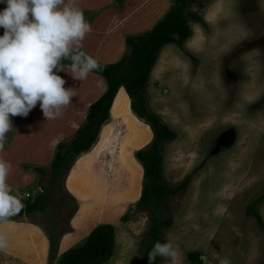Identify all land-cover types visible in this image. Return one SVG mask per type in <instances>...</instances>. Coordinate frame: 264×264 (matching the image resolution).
<instances>
[{
	"label": "rangeland",
	"instance_id": "1",
	"mask_svg": "<svg viewBox=\"0 0 264 264\" xmlns=\"http://www.w3.org/2000/svg\"><path fill=\"white\" fill-rule=\"evenodd\" d=\"M213 1L190 0L189 10L203 22L189 18L197 37L192 46L163 47L147 86L148 109L176 133L164 144V179L175 186L190 177L185 190L159 204L138 205L145 178L136 151L150 145L153 132L149 121L131 109V100L120 87L125 112L111 107L106 136L77 156L59 180L51 183L48 172L26 171L34 176L20 190L21 202L25 203L27 193L30 200L42 192L47 197L42 209L0 221V236L6 241L0 247V264H59L65 252L81 246L99 225L112 226L113 250L109 258L95 264H142L149 228L163 229L161 222L168 217L172 223L161 233L178 253L174 264H220L224 258L230 264H264V233L245 214L250 199L264 187V0H240L237 16L244 20L235 31L227 25L216 45L220 31L202 19L215 17L213 12L202 13L211 10L207 7ZM82 3L89 0H76V5ZM213 21L218 22L219 16ZM233 32V42L218 48ZM207 35L213 47L204 44L203 54L199 47ZM225 67L243 74L236 90L230 70L223 75ZM69 69L60 72L63 87L72 88L75 96L60 110L59 123L74 119L75 109L83 108L89 98L88 76L76 80ZM83 121L81 110L73 129ZM227 125L237 132L235 143L219 155L206 157L218 130ZM40 140L36 132L37 143ZM256 210L264 221V201ZM192 251L199 255L196 262L188 258ZM158 264L173 261L164 257Z\"/></svg>",
	"mask_w": 264,
	"mask_h": 264
},
{
	"label": "trees",
	"instance_id": "2",
	"mask_svg": "<svg viewBox=\"0 0 264 264\" xmlns=\"http://www.w3.org/2000/svg\"><path fill=\"white\" fill-rule=\"evenodd\" d=\"M189 4L190 0H174V4L167 14L151 30L138 35L126 36L128 52L119 61L110 64L98 62L103 70L92 73L104 78L106 88L88 106L85 119L76 129L73 137L69 141L60 142L57 145L50 170L38 169L41 173H49L51 183L59 180L74 159L87 152L95 143L102 126L109 119L114 98L120 87H123L131 100V109L139 117H145L149 121L153 132V140L150 145L136 151V157L143 165L145 178L138 205L147 207L159 204L185 190L190 177H186L175 186L169 185L164 179L162 165L164 144L175 139L176 133L159 116L148 109L146 93L150 73L162 47L168 43L182 46L184 40L191 33L189 18L199 20L198 15L189 10ZM63 63L67 66L69 61ZM46 197V193L42 192L36 195L33 200L27 199L21 211L11 217L21 218L24 214L42 209ZM263 201L264 187L250 199L246 205L245 214L252 216L258 229L264 233V221L256 210ZM172 220V217L162 220L163 229L170 226ZM163 229L160 230L154 225L149 228L150 242L145 245L142 264H149L147 255L156 241L165 242L163 233H161ZM113 235L114 231L111 225L97 226L81 246L65 252L59 260V264H95L106 260L112 254ZM51 252V259H53L55 252L53 240ZM163 258L157 256L154 261H151V264H158ZM188 258L196 262L199 255L192 251L188 254Z\"/></svg>",
	"mask_w": 264,
	"mask_h": 264
},
{
	"label": "clouds",
	"instance_id": "3",
	"mask_svg": "<svg viewBox=\"0 0 264 264\" xmlns=\"http://www.w3.org/2000/svg\"><path fill=\"white\" fill-rule=\"evenodd\" d=\"M0 151L7 134L13 129L11 116L27 117L39 102L47 119L60 115L75 96L65 88L64 61H69L71 76L85 79L90 72L102 71L98 61L81 48L91 31L82 10L65 0H0ZM11 165L0 160V220L11 217L24 207L6 178ZM21 196V195H20ZM24 198V197H23ZM27 200V199H26ZM6 244L0 236V247ZM148 261L157 256L174 262L178 253L170 241H156L148 253ZM220 264H230L227 258Z\"/></svg>",
	"mask_w": 264,
	"mask_h": 264
},
{
	"label": "crops",
	"instance_id": "4",
	"mask_svg": "<svg viewBox=\"0 0 264 264\" xmlns=\"http://www.w3.org/2000/svg\"><path fill=\"white\" fill-rule=\"evenodd\" d=\"M96 2L97 0H89L88 4L82 3L76 5V0H65V3L70 6L78 7L82 10L86 20L91 25V31L86 34L81 42L82 50L94 57L98 62L104 64L119 61L128 52L126 36L138 35L151 30L155 24L167 14L174 4V0H122V4L115 5L113 4V2H115L114 0H106L99 5H97ZM239 5H241L240 0H214L207 7V9L211 10H206V12L202 11V13L208 14L210 12L216 13L215 17H202L204 23L220 31L213 45H216V40L221 32H226L227 25H229V27L232 26L234 31L238 30L240 27L244 18L242 19L237 16L240 8ZM1 8L2 7H0V9ZM218 16L219 21L215 23L213 19ZM198 23L201 24L203 22L199 21ZM203 29L204 28H202V30ZM194 32L195 29H193V31L191 29L190 35L184 40L183 43H185L186 46L188 44L192 46V42L195 41L197 33ZM204 32L205 30H203L202 35H204ZM2 33L3 29L0 28V34ZM208 38V35L205 36L200 43L199 48L203 54H205L204 44L210 47L212 46L208 43ZM234 39L235 32L231 34V38L228 41L218 43L217 47L220 48L227 43L231 44L230 42H233ZM249 39L250 38H245L244 41ZM171 44L172 43H168L163 47ZM219 52L220 51H218V54ZM158 59L156 61H158ZM65 68L69 67L65 66L64 69ZM61 73L59 72V75ZM60 76L63 78L62 74ZM92 76L94 80L91 79ZM88 78L90 79L88 80L90 85L87 92L89 98L83 108L75 109L76 117L74 119L68 118L62 123L56 122L58 116L47 120L45 117L41 119L43 113L39 108V102L29 112L27 117L19 116L20 118L18 121L14 122V119H16L18 115L11 116L10 114L13 129L7 134L5 147L3 151H0V160H5L11 165L6 182L11 187L13 193L18 195V197L20 196V190L26 188L30 178L34 176L33 173H27L26 171L30 169V171L39 172L38 169L47 170V168H50L57 145L60 142L69 141L73 137L76 131V128H73L74 126L76 127V125H78L77 123L80 121L81 110H84L85 119L88 106L96 100L106 88V82L102 76L90 72ZM98 88L101 89L98 91ZM117 93L118 95L122 94L123 90H119ZM217 97L216 95V99ZM42 123L46 124L44 125ZM36 132L39 138L41 137L39 143L36 141ZM9 220H12V218Z\"/></svg>",
	"mask_w": 264,
	"mask_h": 264
},
{
	"label": "flooded vegetation",
	"instance_id": "5",
	"mask_svg": "<svg viewBox=\"0 0 264 264\" xmlns=\"http://www.w3.org/2000/svg\"><path fill=\"white\" fill-rule=\"evenodd\" d=\"M255 39H252V41ZM256 44H252V48H255ZM250 47V48H251ZM249 48V49H250ZM251 48V49H252ZM248 51L246 50H240L239 54L242 52H246ZM229 70L227 67L224 68V74L226 75V73H229ZM231 72V70H230ZM229 75V79H231L230 81H232V85L234 86V89L236 90L238 83H236L237 81L239 82L242 78V75L239 74V71H234L231 72V76ZM227 76V75H226ZM232 77V78H231ZM235 83V84H234ZM236 136H237V132L235 130V128H233L231 125H227L226 127H222L220 130H218L217 134H216V141L213 144L211 149H208L206 152V157L209 156H214V155H219L221 153H223V151L229 149L230 147H232V145L235 143L236 141Z\"/></svg>",
	"mask_w": 264,
	"mask_h": 264
},
{
	"label": "bare ground",
	"instance_id": "6",
	"mask_svg": "<svg viewBox=\"0 0 264 264\" xmlns=\"http://www.w3.org/2000/svg\"><path fill=\"white\" fill-rule=\"evenodd\" d=\"M99 89H101V88H98V91H99ZM97 91V92H98ZM126 100L124 99V96H122V94H119L118 96H117V99L115 100V103H114V105H113V109H116V110H118V111H120V112H125V110H126V107H125V104H126V102H125ZM112 109V110H113ZM123 117V116H122ZM107 122V121H106ZM105 122V123H106ZM104 123V125L102 126V129H101V131H100V135H99V137H103V135H104V133L106 132V130L107 129H109V125H106ZM106 125V126H105ZM112 129V128H111ZM107 134V133H106ZM112 134V133H111ZM106 135H104V137H105ZM98 137V138H99ZM107 138V137H106ZM99 140V139H98Z\"/></svg>",
	"mask_w": 264,
	"mask_h": 264
},
{
	"label": "built area",
	"instance_id": "7",
	"mask_svg": "<svg viewBox=\"0 0 264 264\" xmlns=\"http://www.w3.org/2000/svg\"><path fill=\"white\" fill-rule=\"evenodd\" d=\"M24 196L27 199L29 197V193L25 194ZM20 198H23V196L21 195Z\"/></svg>",
	"mask_w": 264,
	"mask_h": 264
},
{
	"label": "water",
	"instance_id": "8",
	"mask_svg": "<svg viewBox=\"0 0 264 264\" xmlns=\"http://www.w3.org/2000/svg\"><path fill=\"white\" fill-rule=\"evenodd\" d=\"M115 97H116V96H115ZM114 99H115V98H114ZM98 137H99V135H98ZM98 137H97V138H98Z\"/></svg>",
	"mask_w": 264,
	"mask_h": 264
}]
</instances>
